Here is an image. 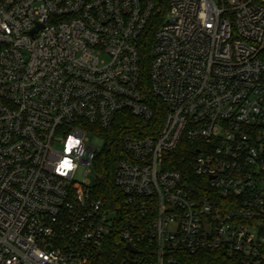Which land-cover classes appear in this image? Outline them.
Masks as SVG:
<instances>
[{"label":"built area","instance_id":"2783aa9c","mask_svg":"<svg viewBox=\"0 0 264 264\" xmlns=\"http://www.w3.org/2000/svg\"><path fill=\"white\" fill-rule=\"evenodd\" d=\"M123 112L150 133L122 139L112 208L87 133ZM183 140L197 188L171 169ZM209 256L264 264V0H0V264Z\"/></svg>","mask_w":264,"mask_h":264},{"label":"trees","instance_id":"16d2710c","mask_svg":"<svg viewBox=\"0 0 264 264\" xmlns=\"http://www.w3.org/2000/svg\"><path fill=\"white\" fill-rule=\"evenodd\" d=\"M164 2L165 0H161L162 4H164ZM141 61L145 95H147V98L150 99L148 101L152 105V107L159 110V115L157 117V119H159L160 114L163 110V105L160 101L154 98H150L148 91L149 84L147 77L150 61V43L148 40H146L145 43L142 44ZM148 126L149 125L144 123L142 120L132 116L129 112H123L119 113L116 116L113 125L109 129L100 131V135L104 137L107 142V147L101 152L97 153L94 161L95 184L93 186V194L96 198L102 200L105 204L109 205L112 208L117 205V201L120 198V192L114 183V174L116 171L117 163L123 154L122 139L126 135H132L135 137L146 136L150 133V126ZM193 147V143L183 140L180 144V147L174 154L173 159L175 161L173 162L171 169L178 170L184 172L187 175H190L192 188H197V182L200 180H196V178L192 176L187 162V159H189V157L193 155ZM191 260L193 262L187 264H194V262H197L198 264L199 259L191 258ZM210 261L219 262V260H216L213 257L211 258L209 256V258L203 260L201 264H207ZM220 262L224 261L222 260ZM95 264H109L108 258L97 261Z\"/></svg>","mask_w":264,"mask_h":264},{"label":"clouds","instance_id":"9594fccd","mask_svg":"<svg viewBox=\"0 0 264 264\" xmlns=\"http://www.w3.org/2000/svg\"><path fill=\"white\" fill-rule=\"evenodd\" d=\"M80 145L81 140L70 135L65 143L64 151L65 153H71L73 149H77L82 153L83 149L79 147ZM75 169L76 164L68 158V156H65L62 160H60L55 167L56 173L61 176H67L70 172H74Z\"/></svg>","mask_w":264,"mask_h":264},{"label":"rangeland","instance_id":"374dc122","mask_svg":"<svg viewBox=\"0 0 264 264\" xmlns=\"http://www.w3.org/2000/svg\"><path fill=\"white\" fill-rule=\"evenodd\" d=\"M87 138L90 141V145L93 146L95 150H97L98 152H101L107 147V142L105 138L102 137L101 135L99 136V135H93L91 133H87ZM90 169L92 173L86 179L91 180V184L94 185L95 184L94 165H92ZM80 177H82V175H80Z\"/></svg>","mask_w":264,"mask_h":264},{"label":"water","instance_id":"95a60500","mask_svg":"<svg viewBox=\"0 0 264 264\" xmlns=\"http://www.w3.org/2000/svg\"><path fill=\"white\" fill-rule=\"evenodd\" d=\"M33 33H34V32H32V34H33ZM127 249L130 250V251H134V252L136 251V250L132 249V247H131L130 245L127 246Z\"/></svg>","mask_w":264,"mask_h":264}]
</instances>
